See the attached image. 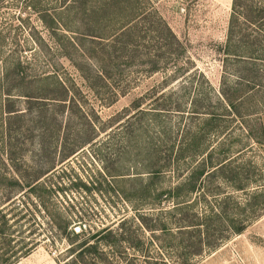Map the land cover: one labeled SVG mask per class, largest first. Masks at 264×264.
<instances>
[{"label": "rangeland", "instance_id": "obj_1", "mask_svg": "<svg viewBox=\"0 0 264 264\" xmlns=\"http://www.w3.org/2000/svg\"><path fill=\"white\" fill-rule=\"evenodd\" d=\"M95 1L0 0V264H264V0Z\"/></svg>", "mask_w": 264, "mask_h": 264}, {"label": "trees", "instance_id": "obj_2", "mask_svg": "<svg viewBox=\"0 0 264 264\" xmlns=\"http://www.w3.org/2000/svg\"><path fill=\"white\" fill-rule=\"evenodd\" d=\"M71 6L76 7L77 9H79L80 11H82L85 15V18L81 21L82 25L85 24H91L92 26H94L92 24L91 21V16L93 14H95L97 11V9L100 8H107L106 6H109L105 3H102L101 5L99 3H97L95 0H69ZM126 6H122V5H117V4H113V9H121V8H125ZM102 8V10H104ZM242 7H240L239 2H237V0H231V15L229 18V23L231 24V27L234 25L233 22L235 21V19H237V17L244 13L247 18H251L250 14V9H248L247 5H243L244 11H242L241 9ZM254 16V15H253ZM230 28V27H229ZM90 30V29H88ZM91 31V30H90ZM127 29L126 27H123L120 31L119 34H126L129 35V32L127 33ZM88 34H91L90 32H87ZM217 168V169H216ZM220 169V165H217L215 167H213L211 170L207 171L208 169H206L205 171H203V165L200 166L199 168L192 169L190 174L188 175V177L186 178V180L182 181L183 183H190V189L194 188V185L198 184V182H196V179L198 178L199 174H206V173H214L215 171ZM182 185V183H179V186ZM201 188V187H200ZM202 189V188H201ZM215 203H213L212 205H209V209L207 210L208 213H206L205 215H203V221L202 222H197L196 225H194V227H196L197 230V235H198V244H203V239H202V235L204 234L205 236V241L206 243H209V238L211 235H213L214 233V228H211L212 224H218L219 222H223L225 221V217H227L226 211H225V207H224V200L222 197H218L217 199H214ZM181 229H185L182 225L179 226L178 230ZM242 229V226H233L232 230L239 232ZM192 230V229H191ZM180 233H182L181 231H178Z\"/></svg>", "mask_w": 264, "mask_h": 264}]
</instances>
